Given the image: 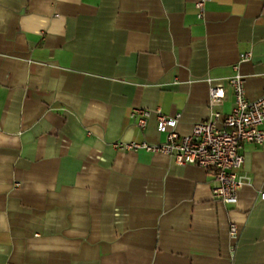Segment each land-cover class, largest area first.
I'll list each match as a JSON object with an SVG mask.
<instances>
[{
    "label": "crops",
    "instance_id": "crops-1",
    "mask_svg": "<svg viewBox=\"0 0 264 264\" xmlns=\"http://www.w3.org/2000/svg\"><path fill=\"white\" fill-rule=\"evenodd\" d=\"M196 1L0 0V264H264V144L229 206L210 171L121 147L165 138L135 107L187 135L210 87L222 113L233 75L264 92V0Z\"/></svg>",
    "mask_w": 264,
    "mask_h": 264
},
{
    "label": "built area",
    "instance_id": "built-area-1",
    "mask_svg": "<svg viewBox=\"0 0 264 264\" xmlns=\"http://www.w3.org/2000/svg\"><path fill=\"white\" fill-rule=\"evenodd\" d=\"M204 2L205 0H198L195 3L199 18L203 16ZM249 56V53H242L239 61H245ZM228 84L234 94L231 110L222 113L217 109L222 105L225 93L221 87H210L209 117L193 124L191 132L187 135L175 131L179 113L168 116L158 109L151 111L135 107L130 117L136 125L144 128L148 118L154 113L156 128L165 134V138L155 144L129 142L121 147L133 151L144 149L161 153L178 165L191 164L210 171L215 181L212 188L213 197L223 205H235L239 190L248 180L238 172L244 162L241 149L246 143L264 144V92L256 99H248L243 78L238 73L228 79ZM261 198L264 199V193ZM228 233L232 239L237 237L238 230L234 223L229 224Z\"/></svg>",
    "mask_w": 264,
    "mask_h": 264
}]
</instances>
